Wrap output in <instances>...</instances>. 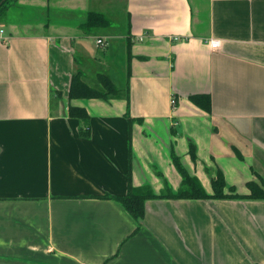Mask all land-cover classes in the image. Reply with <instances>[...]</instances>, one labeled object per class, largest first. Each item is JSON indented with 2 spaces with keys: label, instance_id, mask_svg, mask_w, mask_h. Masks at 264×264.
Returning <instances> with one entry per match:
<instances>
[{
  "label": "crops",
  "instance_id": "1",
  "mask_svg": "<svg viewBox=\"0 0 264 264\" xmlns=\"http://www.w3.org/2000/svg\"><path fill=\"white\" fill-rule=\"evenodd\" d=\"M0 29V264H264V199H148L136 230L98 198L127 191L129 118L136 188L176 193L172 154L206 193L264 181V0H15ZM76 71L122 92L69 100Z\"/></svg>",
  "mask_w": 264,
  "mask_h": 264
},
{
  "label": "trees",
  "instance_id": "2",
  "mask_svg": "<svg viewBox=\"0 0 264 264\" xmlns=\"http://www.w3.org/2000/svg\"><path fill=\"white\" fill-rule=\"evenodd\" d=\"M15 0H0V19L4 10L7 6ZM108 25V19L99 12H88L84 22L82 23L83 28H94V27H105ZM129 59V53L127 55ZM127 70L129 71V65L127 64ZM96 85H89L83 78L81 71H76L71 75L68 98H101L109 99L115 97L122 92V90L116 88L112 80L108 75L104 73H98L96 76ZM124 95L127 91L124 90ZM192 102H194L198 107L210 111V99L208 95L197 94L190 96ZM68 113L70 117H76L78 119L87 120L88 113L84 108L77 106H69ZM84 135L88 134L83 133ZM189 153L191 158H195L194 148L191 145L189 148ZM132 152H131V118L128 120V187L124 194L119 195H102L98 198L112 199L118 202L124 210L137 222V228H139V221L144 215V202L148 199L155 198H183V199H264V181L261 180V185H258L254 181L246 182V187L249 192L247 194H238L233 186L226 187V182L223 173L218 170L214 177L211 179V193H206L201 184L196 178L191 176L187 170L182 166L178 156L172 154V162L176 170L181 176V184L176 193H171L168 186H166L162 193L154 194L150 187L142 186L136 188L132 184ZM227 189V190H226Z\"/></svg>",
  "mask_w": 264,
  "mask_h": 264
},
{
  "label": "rangeland",
  "instance_id": "3",
  "mask_svg": "<svg viewBox=\"0 0 264 264\" xmlns=\"http://www.w3.org/2000/svg\"><path fill=\"white\" fill-rule=\"evenodd\" d=\"M120 29V27H115V25H114V28H112L111 30L113 31V32H117L118 30ZM118 79V78H117ZM86 81H87V83L89 84V85H96V81H95V79L93 78V76H88V78L86 79ZM115 81H116V83H117V85L118 86H122V85H124V76H120L119 77V80H116L115 79ZM172 181V180H171ZM258 185H261V180H260V182H256ZM204 187V186H203Z\"/></svg>",
  "mask_w": 264,
  "mask_h": 264
},
{
  "label": "built area",
  "instance_id": "4",
  "mask_svg": "<svg viewBox=\"0 0 264 264\" xmlns=\"http://www.w3.org/2000/svg\"><path fill=\"white\" fill-rule=\"evenodd\" d=\"M2 35H3V30L0 29V37ZM140 39H141V37H140ZM175 39H177V38H175ZM96 43L99 44V45H103L104 44V41H103L102 38H97ZM218 45H219V41L218 40H216V39H210L209 40V46L211 48H216V47H218ZM171 103L173 104L174 103V100H172Z\"/></svg>",
  "mask_w": 264,
  "mask_h": 264
}]
</instances>
